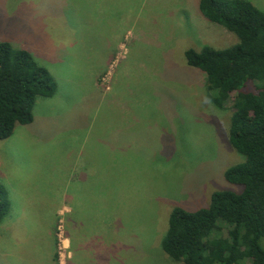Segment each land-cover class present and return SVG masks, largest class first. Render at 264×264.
Here are the masks:
<instances>
[{
    "label": "rangeland",
    "instance_id": "obj_1",
    "mask_svg": "<svg viewBox=\"0 0 264 264\" xmlns=\"http://www.w3.org/2000/svg\"><path fill=\"white\" fill-rule=\"evenodd\" d=\"M199 1L0 0V41L57 85L0 141V264H183L161 248L171 209L238 190L223 173L242 160L230 103L216 108L185 61L236 42Z\"/></svg>",
    "mask_w": 264,
    "mask_h": 264
},
{
    "label": "trees",
    "instance_id": "obj_2",
    "mask_svg": "<svg viewBox=\"0 0 264 264\" xmlns=\"http://www.w3.org/2000/svg\"><path fill=\"white\" fill-rule=\"evenodd\" d=\"M198 10L236 37L224 48H187L184 57L205 74L212 104L230 103L228 142L242 160L223 178L238 190L213 191L198 209L173 207L161 248L183 264H264V10L249 0H200ZM56 88L29 51L0 41V141L32 123L36 99ZM10 210L0 182V223Z\"/></svg>",
    "mask_w": 264,
    "mask_h": 264
}]
</instances>
